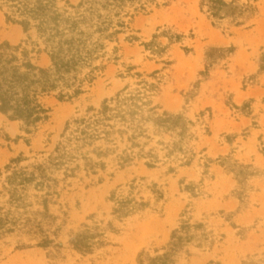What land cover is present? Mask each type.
<instances>
[{
  "label": "rangeland",
  "instance_id": "374dc122",
  "mask_svg": "<svg viewBox=\"0 0 264 264\" xmlns=\"http://www.w3.org/2000/svg\"><path fill=\"white\" fill-rule=\"evenodd\" d=\"M69 1L78 5L81 0ZM152 1L148 13L138 15L111 46V55L114 46L120 48L118 59L84 94L67 102L46 100L48 119L37 131L28 134L20 121L0 113V191L15 167L44 162L54 152L69 121L90 108L99 110L126 88L150 95L161 112L193 121L189 133L194 137L186 143L196 153L194 161L180 166L176 156L181 154L167 157L157 142L169 144L174 135H154L152 127L153 141L142 139V144L147 143L146 151L157 148L160 162L154 168L147 166L148 158L122 168L111 155L103 158L105 170L94 174L82 168L68 177L66 167L83 164L73 160L55 172L57 194L50 197V213L41 218L51 246L35 241L24 250L11 247L1 264H138L143 250L163 253L183 221L204 225L197 231L203 245L187 244L177 264H243L264 254V175L250 181V203L242 206L230 171L235 163L264 171V0H224L231 8L222 18L212 17L207 0ZM4 42L21 46L20 52L28 51L38 65L51 66L36 31L26 34L0 11V45ZM128 146L120 142L117 154ZM84 232L91 243H99L90 253L71 243Z\"/></svg>",
  "mask_w": 264,
  "mask_h": 264
},
{
  "label": "trees",
  "instance_id": "16d2710c",
  "mask_svg": "<svg viewBox=\"0 0 264 264\" xmlns=\"http://www.w3.org/2000/svg\"><path fill=\"white\" fill-rule=\"evenodd\" d=\"M152 2L81 0L74 5L69 0H0V11L6 22L21 26L26 34L35 30L51 59V66L45 68L35 63L28 51L20 52L21 46L10 42L0 45V113L10 121H20L22 130L28 134L37 131L48 119L50 108L46 100L55 98L67 102L84 94L107 65L118 59L116 55L120 48L114 46L111 55V46L119 43L120 36L132 29L138 15L148 13ZM205 2L212 17L222 18V11L231 8L224 0ZM129 40L134 41L136 37ZM161 110L162 107L153 105L150 95L140 89L126 88L112 99L105 100L99 110L90 108L86 115L69 121L62 135L63 141L44 162L15 167L0 191V264L7 259V250L11 247L20 251L34 247L32 243L35 241L42 248L51 246L53 241L43 228L41 218L50 213V197L57 194L55 172L73 160L83 161V164L63 168L68 177L82 168L94 174L105 170L107 164L103 158L111 155H115L122 168L136 158L150 159L147 166L154 168L160 162L157 148L152 146L146 151L147 143L142 144V139L153 141L149 134L152 127L154 135H174L169 144L157 142L165 147L167 157L182 155L179 159L176 156L179 165L190 166L196 153L186 142L194 137L189 133L193 121L181 113ZM125 140L130 146L119 155V143ZM98 142L102 144L96 146ZM86 147L93 149L83 153ZM135 149L139 151L135 152ZM227 159L229 157L224 160ZM21 161L13 159L12 163ZM222 166L225 167V163ZM174 170L170 167L169 171ZM230 171L239 184L237 196L242 206H248L250 191L254 190L250 181L263 176L264 171L254 165L238 163L232 165ZM31 191L44 194H31ZM37 205L44 211L37 209ZM181 224L174 230L172 242L163 253L157 251L156 255H151L143 250L137 263L177 264L187 244L196 241L202 248L197 231L204 225H192L189 221ZM84 227L90 229L88 225ZM88 235L87 232L81 233L71 242L76 250L90 253L99 245L91 243ZM208 264L222 263L210 261ZM243 264H264V254L249 257Z\"/></svg>",
  "mask_w": 264,
  "mask_h": 264
}]
</instances>
